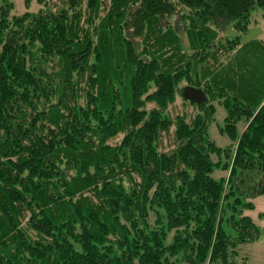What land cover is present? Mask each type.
<instances>
[{
  "label": "trees",
  "instance_id": "obj_1",
  "mask_svg": "<svg viewBox=\"0 0 264 264\" xmlns=\"http://www.w3.org/2000/svg\"><path fill=\"white\" fill-rule=\"evenodd\" d=\"M38 2L12 16L0 0V264H244L260 230L243 210L264 195V41L223 34L246 33L264 0ZM216 103L225 150L207 135Z\"/></svg>",
  "mask_w": 264,
  "mask_h": 264
},
{
  "label": "rangeland",
  "instance_id": "obj_2",
  "mask_svg": "<svg viewBox=\"0 0 264 264\" xmlns=\"http://www.w3.org/2000/svg\"><path fill=\"white\" fill-rule=\"evenodd\" d=\"M12 4L11 15L18 16L25 12H36L39 9L38 0H30L26 4L25 0H8ZM253 22L251 23L249 29L246 33L238 34L233 29V24H229L226 28L223 37L224 39H235L238 37L240 43L245 44L253 40H262L264 41V8L257 9L253 14ZM173 113H185L188 118L192 117L195 114V110L187 105L182 104L181 101L177 102L172 108ZM225 110L218 103L215 104L214 115L209 122L207 128V135L209 139L214 143L217 148L225 150L230 148L233 145V140L230 139L225 133L222 132L224 125ZM246 126L244 119H241L236 124V134L237 137L241 135ZM171 133L163 136L161 139L162 145H165L166 142H170L172 139ZM213 160H216V157L213 156ZM222 163L224 158L221 159ZM224 177V172L219 168H215L212 173V178L219 180ZM246 203V201H244ZM253 208L244 209L243 215L248 216L253 223L259 228L260 234L258 239L253 243H241L237 247V252L239 258L244 261V264H264V195L259 196L252 200ZM224 231L227 235L235 238V233L229 226L224 225ZM239 260V259H238Z\"/></svg>",
  "mask_w": 264,
  "mask_h": 264
},
{
  "label": "water",
  "instance_id": "obj_3",
  "mask_svg": "<svg viewBox=\"0 0 264 264\" xmlns=\"http://www.w3.org/2000/svg\"><path fill=\"white\" fill-rule=\"evenodd\" d=\"M182 97L184 100L195 104L205 101L202 91L191 86L184 87Z\"/></svg>",
  "mask_w": 264,
  "mask_h": 264
}]
</instances>
